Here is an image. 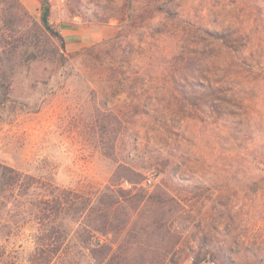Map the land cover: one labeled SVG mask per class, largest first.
<instances>
[{
  "label": "rangeland",
  "instance_id": "obj_1",
  "mask_svg": "<svg viewBox=\"0 0 264 264\" xmlns=\"http://www.w3.org/2000/svg\"><path fill=\"white\" fill-rule=\"evenodd\" d=\"M15 1L8 16L0 0V264H29L52 196L71 202L54 264H264V0H46L63 42L40 0Z\"/></svg>",
  "mask_w": 264,
  "mask_h": 264
},
{
  "label": "trees",
  "instance_id": "obj_2",
  "mask_svg": "<svg viewBox=\"0 0 264 264\" xmlns=\"http://www.w3.org/2000/svg\"><path fill=\"white\" fill-rule=\"evenodd\" d=\"M41 1V21L43 25V29L47 34L58 38L62 41L61 36L54 32L50 26L48 25L47 16L49 13V6L46 0ZM8 3L5 13H8L12 10L13 11V4H16L15 0H6ZM63 42V41H62ZM3 170L1 171V180H3L2 187L4 186H13L18 182V173L14 169L8 167H1ZM10 173L12 177H10ZM63 193H67L70 195L69 192L63 191ZM59 196H52L50 199H43V207H37L36 209V233L33 237V248L29 255V264H54L56 259L59 257H65V243L68 238V231L66 229V224L64 225L61 219L58 221L56 216L60 214V209L62 206L69 207L71 206L70 201H62ZM76 198V194L74 195ZM119 200L110 199L107 202V206L111 207L115 204H118ZM87 202L86 204L82 205L81 207L76 209V213L78 214H86L91 212V208H89ZM89 208V209H88ZM88 210V212H86ZM86 212V213H85ZM91 237L87 235L84 238L83 242H85V249L91 256H97L96 253H100L102 255L104 253V246L99 243L91 242ZM99 242V240H98ZM110 250V249H109ZM106 254V253H105ZM196 264L197 260H195Z\"/></svg>",
  "mask_w": 264,
  "mask_h": 264
},
{
  "label": "built area",
  "instance_id": "obj_3",
  "mask_svg": "<svg viewBox=\"0 0 264 264\" xmlns=\"http://www.w3.org/2000/svg\"><path fill=\"white\" fill-rule=\"evenodd\" d=\"M152 184V178L151 177H148L146 180H145V185L146 186H151ZM208 257V256H207ZM209 258V257H208ZM187 264H196L195 262V259L193 257H190L187 261ZM206 264H214L212 261H209L208 259L206 260Z\"/></svg>",
  "mask_w": 264,
  "mask_h": 264
}]
</instances>
